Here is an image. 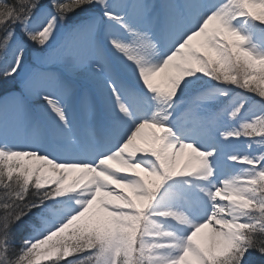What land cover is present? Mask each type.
Segmentation results:
<instances>
[{
  "label": "snow or ice",
  "instance_id": "snow-or-ice-1",
  "mask_svg": "<svg viewBox=\"0 0 264 264\" xmlns=\"http://www.w3.org/2000/svg\"><path fill=\"white\" fill-rule=\"evenodd\" d=\"M0 264H264V0H0Z\"/></svg>",
  "mask_w": 264,
  "mask_h": 264
},
{
  "label": "bare ground",
  "instance_id": "bare-ground-1",
  "mask_svg": "<svg viewBox=\"0 0 264 264\" xmlns=\"http://www.w3.org/2000/svg\"><path fill=\"white\" fill-rule=\"evenodd\" d=\"M160 78H163V76H162V75L159 76V77L157 78V80L160 79ZM189 152H190V150H187V151H186L185 156L182 158V163H183L184 160H186V159L188 158V154H189ZM199 235H200L201 238L204 240V242L207 241V239H208V233H207V230H204V231H203L201 234H199Z\"/></svg>",
  "mask_w": 264,
  "mask_h": 264
},
{
  "label": "rangeland",
  "instance_id": "rangeland-1",
  "mask_svg": "<svg viewBox=\"0 0 264 264\" xmlns=\"http://www.w3.org/2000/svg\"><path fill=\"white\" fill-rule=\"evenodd\" d=\"M257 10H259V9H257ZM157 78H158V77H157ZM157 78H156V79H157ZM157 82H161V83H163V82H164V81H163V78L158 79ZM199 239H200L202 242H204V240L201 238L200 235H199Z\"/></svg>",
  "mask_w": 264,
  "mask_h": 264
}]
</instances>
